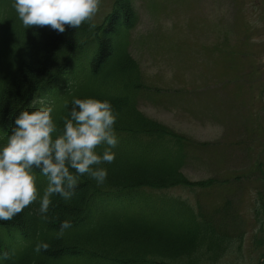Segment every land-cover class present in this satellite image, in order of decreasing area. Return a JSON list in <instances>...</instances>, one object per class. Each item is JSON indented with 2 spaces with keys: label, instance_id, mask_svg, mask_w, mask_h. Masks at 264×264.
<instances>
[{
  "label": "trees",
  "instance_id": "1",
  "mask_svg": "<svg viewBox=\"0 0 264 264\" xmlns=\"http://www.w3.org/2000/svg\"><path fill=\"white\" fill-rule=\"evenodd\" d=\"M113 9L107 26L85 23L60 33L24 28L12 0H0V143L21 110L39 106L32 104L39 97L53 105L61 126L73 96L110 100L119 138L103 184L82 176L71 201L53 196L47 219L34 202L0 221V264H215L233 246L198 203L166 192L199 185L181 171L193 141L138 109L142 73L128 51L135 14L131 0H116ZM113 57L116 63L103 74ZM38 186L42 193L46 184L38 180ZM219 212L223 220L231 216L226 202ZM66 218L72 227L58 238ZM38 241L50 247L36 253Z\"/></svg>",
  "mask_w": 264,
  "mask_h": 264
},
{
  "label": "rangeland",
  "instance_id": "2",
  "mask_svg": "<svg viewBox=\"0 0 264 264\" xmlns=\"http://www.w3.org/2000/svg\"><path fill=\"white\" fill-rule=\"evenodd\" d=\"M115 3L101 0L92 22L107 26ZM131 5L135 15L128 51L142 73L137 107L193 141L181 171L199 185L166 192L198 203L217 231L234 239L215 264H260L264 0H131ZM116 61L113 57L109 68L106 62L101 72ZM225 202L231 216L223 220V212H214Z\"/></svg>",
  "mask_w": 264,
  "mask_h": 264
},
{
  "label": "clouds",
  "instance_id": "3",
  "mask_svg": "<svg viewBox=\"0 0 264 264\" xmlns=\"http://www.w3.org/2000/svg\"><path fill=\"white\" fill-rule=\"evenodd\" d=\"M100 3L101 0H12V7L24 28L50 26L63 33L66 26L79 29L87 23L95 27L92 21ZM32 104L39 106L21 110L0 143V221H11L34 202H38L37 214L47 219L53 196L71 201L82 176L103 184L108 175L105 165L115 159L118 113L110 100L73 96L62 126L53 115V105L43 97ZM37 170L47 181L42 193ZM71 227L72 221L63 219L57 237ZM49 247L47 241H38L34 252Z\"/></svg>",
  "mask_w": 264,
  "mask_h": 264
}]
</instances>
